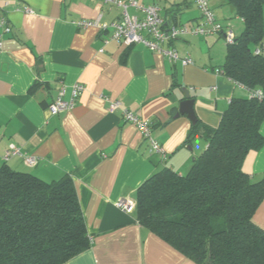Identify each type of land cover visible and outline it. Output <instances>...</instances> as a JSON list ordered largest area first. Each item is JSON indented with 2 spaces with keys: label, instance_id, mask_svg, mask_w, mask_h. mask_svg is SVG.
Returning a JSON list of instances; mask_svg holds the SVG:
<instances>
[{
  "label": "crops",
  "instance_id": "obj_1",
  "mask_svg": "<svg viewBox=\"0 0 264 264\" xmlns=\"http://www.w3.org/2000/svg\"><path fill=\"white\" fill-rule=\"evenodd\" d=\"M155 3L165 24H196L193 0H139ZM216 20L237 35L243 20L224 0H208ZM11 26L0 27V165L28 171L51 181L68 173L81 206L90 247L61 264H197L140 225L134 215L116 206L134 197L137 188L157 169L188 170L206 145L196 134L187 142L192 122L175 116L186 87L194 99L196 118L217 126L233 97L248 92L224 75L228 44L224 35H184L164 40L191 63L170 60L135 42L126 46L105 39L109 30L77 26L81 19L107 26L121 8L101 0H0ZM30 7L31 12H25ZM128 12L137 14L134 7ZM264 22V6H263ZM36 86L31 89L34 83ZM75 83L83 89L68 110L49 114L46 105L58 97L69 100ZM152 122L151 135L166 157L149 152L139 129L108 110V101ZM264 137V120L260 127ZM9 144L37 158L27 165L21 156L4 160ZM242 168L251 179L264 174V144L246 154ZM254 222L264 229V198Z\"/></svg>",
  "mask_w": 264,
  "mask_h": 264
},
{
  "label": "trees",
  "instance_id": "obj_2",
  "mask_svg": "<svg viewBox=\"0 0 264 264\" xmlns=\"http://www.w3.org/2000/svg\"><path fill=\"white\" fill-rule=\"evenodd\" d=\"M224 2L243 30L228 44L221 71L264 94V0ZM263 120L264 96L249 95L230 99L215 127L197 119L185 142L200 134L204 149L186 172L164 166L144 180L133 197L136 221L197 264H264V229L253 220L264 174L253 180L242 168L264 144ZM89 247L68 173L45 181L0 165V264H61Z\"/></svg>",
  "mask_w": 264,
  "mask_h": 264
},
{
  "label": "built area",
  "instance_id": "obj_3",
  "mask_svg": "<svg viewBox=\"0 0 264 264\" xmlns=\"http://www.w3.org/2000/svg\"><path fill=\"white\" fill-rule=\"evenodd\" d=\"M109 5H116L121 8V15L118 19L113 20L107 26L99 25L98 20L81 19L77 21V26L87 27L94 25L101 30H109L110 34L105 39L114 40L126 46L132 43L140 42L150 50L160 53L170 60L180 59L183 64L191 63L189 56L180 57L174 47L164 48L161 42L164 40H173L184 35H207L211 33H220L224 35L225 42L230 44L233 42L236 34L229 27H223L215 17V13L210 7L208 0H193L199 10V21L196 24H165V20L160 16V7L155 3L145 4L139 0H101ZM128 7L136 8L139 13L131 14L128 12ZM25 12H31L30 7H24ZM0 27L4 33L11 31L10 23L3 9L0 6ZM1 44V42H0ZM264 46V44H263ZM258 48L255 52H258ZM233 81V80H232ZM237 86L245 89L249 96L261 99L264 94L260 89L249 91L243 84L233 81ZM83 85L75 83L72 87V96L69 100H64L58 97L54 101L46 105V110L49 114H57L58 112L68 110L75 104V97L83 89ZM108 110L114 112L121 109V118L131 124H134L140 131L142 138L147 143L149 152L158 155L161 159L166 157L164 147L152 137L151 129L152 122L149 119L139 117L135 112L121 108L118 100H109ZM20 155L24 162L29 165H35L37 158L33 155L23 154L19 147L15 144H9L5 150L3 159L7 160L11 156ZM116 206L122 211L130 213L135 208V200L133 197H121L116 201Z\"/></svg>",
  "mask_w": 264,
  "mask_h": 264
},
{
  "label": "water",
  "instance_id": "obj_4",
  "mask_svg": "<svg viewBox=\"0 0 264 264\" xmlns=\"http://www.w3.org/2000/svg\"><path fill=\"white\" fill-rule=\"evenodd\" d=\"M184 98L179 102L178 111L175 116L179 114H186L192 123H195L197 118L194 111V99L190 97L189 91L186 87H181Z\"/></svg>",
  "mask_w": 264,
  "mask_h": 264
}]
</instances>
